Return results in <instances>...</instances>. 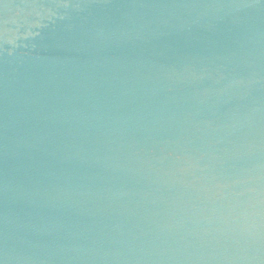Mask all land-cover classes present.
I'll return each instance as SVG.
<instances>
[{
	"label": "water",
	"instance_id": "water-1",
	"mask_svg": "<svg viewBox=\"0 0 264 264\" xmlns=\"http://www.w3.org/2000/svg\"><path fill=\"white\" fill-rule=\"evenodd\" d=\"M0 264H264V0H0Z\"/></svg>",
	"mask_w": 264,
	"mask_h": 264
}]
</instances>
